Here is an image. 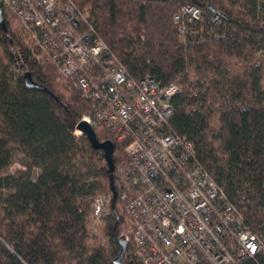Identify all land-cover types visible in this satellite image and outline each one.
Masks as SVG:
<instances>
[{
	"label": "trees",
	"instance_id": "trees-1",
	"mask_svg": "<svg viewBox=\"0 0 264 264\" xmlns=\"http://www.w3.org/2000/svg\"><path fill=\"white\" fill-rule=\"evenodd\" d=\"M70 1L131 78L178 85L166 130L191 142L195 161L264 241V0ZM183 5L198 7L200 18L176 20ZM2 14L0 264H115L130 222L116 208L123 150L110 130H95L114 143L116 199L103 219L106 241L92 242V198L112 191L102 150L75 134L93 115L91 101L56 62L40 63L11 12ZM26 71L38 86L25 84ZM14 149L24 168L9 172ZM118 264L143 262L128 243ZM240 264H264V246Z\"/></svg>",
	"mask_w": 264,
	"mask_h": 264
},
{
	"label": "built area",
	"instance_id": "built-area-1",
	"mask_svg": "<svg viewBox=\"0 0 264 264\" xmlns=\"http://www.w3.org/2000/svg\"><path fill=\"white\" fill-rule=\"evenodd\" d=\"M0 6L22 28L37 60L56 62L62 78L91 101L93 115L82 119L94 130H110L122 148L117 203L130 220L122 234L143 264H240L264 246L195 161L191 142L166 130L177 84L131 78L70 0H0ZM200 15L198 7L183 5L174 17L193 21ZM113 204L112 194L97 193L91 217L103 220Z\"/></svg>",
	"mask_w": 264,
	"mask_h": 264
},
{
	"label": "water",
	"instance_id": "water-1",
	"mask_svg": "<svg viewBox=\"0 0 264 264\" xmlns=\"http://www.w3.org/2000/svg\"><path fill=\"white\" fill-rule=\"evenodd\" d=\"M0 23L5 27V23L3 21L2 7L0 6ZM24 82L27 86H38V84L32 79L30 72L26 71L23 75ZM76 129L80 130L82 134L86 136L90 145L93 148L101 149L104 155V158L107 162V172L109 174L110 179V187L112 191V203L115 202L116 194L113 186V171L115 168L114 160H113V152H114V143L110 139L98 140L96 136V132L92 125L85 119H81L76 123ZM119 244V252L117 256L114 258L113 262L118 264L120 262L121 257L127 250L128 241L124 237L123 234L119 235L117 238Z\"/></svg>",
	"mask_w": 264,
	"mask_h": 264
},
{
	"label": "rangeland",
	"instance_id": "rangeland-1",
	"mask_svg": "<svg viewBox=\"0 0 264 264\" xmlns=\"http://www.w3.org/2000/svg\"><path fill=\"white\" fill-rule=\"evenodd\" d=\"M81 133L80 130L76 129L75 130V134L76 135H79ZM23 154L17 150V149H14V157H13V162L11 163V165L9 166L8 168V171L9 172H13L15 171L16 169H20V168H24V165H23ZM122 159V158H121ZM120 161H118L117 163H119ZM36 172V170H34ZM115 171V170H114ZM114 171H113V176H114ZM117 175V173H116ZM118 177V176H117ZM114 179V178H113ZM118 184V183H117ZM106 193V192H104ZM116 208L120 211H122L123 209L118 205V203H116ZM109 207L106 209L108 210ZM89 230H90V234H91V241H99L101 240L102 242H105V237L103 236L102 232H101V229H102V226H103V220H95L93 219V217H91L90 215V218H89ZM128 229V225H124L123 228H122V232L120 233V235L124 232H126Z\"/></svg>",
	"mask_w": 264,
	"mask_h": 264
},
{
	"label": "snow or ice",
	"instance_id": "snow-or-ice-1",
	"mask_svg": "<svg viewBox=\"0 0 264 264\" xmlns=\"http://www.w3.org/2000/svg\"><path fill=\"white\" fill-rule=\"evenodd\" d=\"M253 251H255V247H253Z\"/></svg>",
	"mask_w": 264,
	"mask_h": 264
},
{
	"label": "bare ground",
	"instance_id": "bare-ground-1",
	"mask_svg": "<svg viewBox=\"0 0 264 264\" xmlns=\"http://www.w3.org/2000/svg\"><path fill=\"white\" fill-rule=\"evenodd\" d=\"M115 169V168H114Z\"/></svg>",
	"mask_w": 264,
	"mask_h": 264
}]
</instances>
